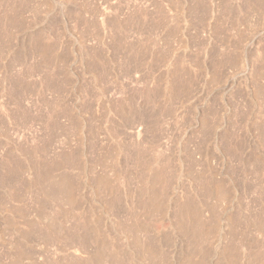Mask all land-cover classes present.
I'll use <instances>...</instances> for the list:
<instances>
[{"label":"rangeland","instance_id":"374dc122","mask_svg":"<svg viewBox=\"0 0 264 264\" xmlns=\"http://www.w3.org/2000/svg\"><path fill=\"white\" fill-rule=\"evenodd\" d=\"M0 264H264V0H0Z\"/></svg>","mask_w":264,"mask_h":264},{"label":"bare ground","instance_id":"6f19581e","mask_svg":"<svg viewBox=\"0 0 264 264\" xmlns=\"http://www.w3.org/2000/svg\"><path fill=\"white\" fill-rule=\"evenodd\" d=\"M231 60H232V59H231ZM232 61L236 62L235 60H232ZM230 62H231V61H230ZM231 63H232V62H231ZM259 90H260V89H259ZM259 92H260V91H259ZM158 176H159V175H157V177H158ZM216 188H217V187H216ZM220 190H221V188H220ZM214 191H215V190H214ZM216 191H217V190H216ZM216 191H215V192H216ZM217 192L219 193V190H218ZM223 192H224V191H223ZM221 193H222V192H221ZM221 193H220V194H221ZM225 193H226V192H225ZM217 195H218V194H217ZM222 195H223L224 197L226 196V194H225V195L222 194ZM222 195H218V196L221 197ZM221 198H222V197H221ZM223 199H224V198H223ZM196 215H197V214H196ZM196 215L194 214L193 217H196ZM197 218H198V217H197ZM233 260H234V259H233Z\"/></svg>","mask_w":264,"mask_h":264}]
</instances>
